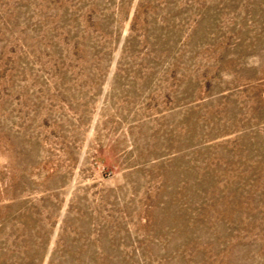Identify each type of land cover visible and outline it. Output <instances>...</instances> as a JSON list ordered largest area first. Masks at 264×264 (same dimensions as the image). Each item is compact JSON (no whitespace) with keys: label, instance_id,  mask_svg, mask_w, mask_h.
I'll return each mask as SVG.
<instances>
[{"label":"rangeland","instance_id":"rangeland-1","mask_svg":"<svg viewBox=\"0 0 264 264\" xmlns=\"http://www.w3.org/2000/svg\"><path fill=\"white\" fill-rule=\"evenodd\" d=\"M0 264H264V0H0Z\"/></svg>","mask_w":264,"mask_h":264}]
</instances>
